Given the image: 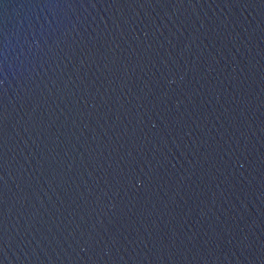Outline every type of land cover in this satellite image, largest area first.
I'll return each instance as SVG.
<instances>
[{"label": "water", "instance_id": "obj_1", "mask_svg": "<svg viewBox=\"0 0 264 264\" xmlns=\"http://www.w3.org/2000/svg\"><path fill=\"white\" fill-rule=\"evenodd\" d=\"M0 264H264V0H0Z\"/></svg>", "mask_w": 264, "mask_h": 264}]
</instances>
